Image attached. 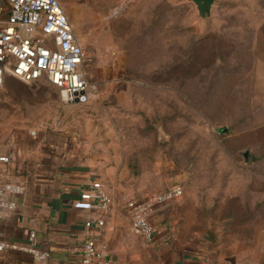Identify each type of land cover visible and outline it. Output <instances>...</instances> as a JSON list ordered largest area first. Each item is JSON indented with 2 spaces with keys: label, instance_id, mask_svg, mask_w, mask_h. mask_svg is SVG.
<instances>
[{
  "label": "rangeland",
  "instance_id": "rangeland-1",
  "mask_svg": "<svg viewBox=\"0 0 264 264\" xmlns=\"http://www.w3.org/2000/svg\"><path fill=\"white\" fill-rule=\"evenodd\" d=\"M60 1L97 81L69 118L89 116L117 144L123 223L128 200L178 183L182 195L157 208L168 243L213 264H264V0H214L206 18L192 0ZM31 84L0 86V151L40 113L60 123L66 102Z\"/></svg>",
  "mask_w": 264,
  "mask_h": 264
},
{
  "label": "crops",
  "instance_id": "crops-1",
  "mask_svg": "<svg viewBox=\"0 0 264 264\" xmlns=\"http://www.w3.org/2000/svg\"><path fill=\"white\" fill-rule=\"evenodd\" d=\"M42 82L60 98L58 87L47 79L32 83L40 89ZM27 84L29 88L33 86ZM23 92L22 99L27 98V91ZM83 101L63 103L66 109L60 123H55L57 117L50 119L47 111L40 113L33 128L18 130L9 135L7 142L1 143L0 153L8 155L9 160L0 161V185L20 183L24 191L1 193L4 200L15 201L16 207L0 217V239L24 243L28 232L34 230L39 243L50 252V264H81V245L92 230L85 225L88 210L73 205L80 192L93 179L100 178L106 190L115 194L111 187L116 183L113 179L120 164L110 152L117 150V144L104 143L100 131L89 123V116L72 117L74 121L69 118L70 108ZM111 198L105 214L107 224L102 230L111 264H213L200 248L165 240L163 225L159 224L163 210L151 215L155 240L146 245L131 230L130 223H123L116 197ZM0 264H34V261L27 251L5 248L0 252Z\"/></svg>",
  "mask_w": 264,
  "mask_h": 264
},
{
  "label": "built area",
  "instance_id": "built-area-1",
  "mask_svg": "<svg viewBox=\"0 0 264 264\" xmlns=\"http://www.w3.org/2000/svg\"><path fill=\"white\" fill-rule=\"evenodd\" d=\"M83 61V47L60 0H0V86L7 75L27 83L45 78L58 87L63 102L83 101L95 88ZM8 160V155L0 154V161ZM23 191L20 183L0 185V217L16 207L15 201L4 200L1 193ZM182 192V185L174 183L152 198L128 200L131 230L152 243L155 227L151 215ZM111 202L100 178L93 179L73 202L88 210L85 225L92 230L81 245V264H111L109 247L102 238ZM5 248L31 253L34 264H50V252L39 243L34 230L28 232L24 243L0 239V252Z\"/></svg>",
  "mask_w": 264,
  "mask_h": 264
},
{
  "label": "water",
  "instance_id": "water-1",
  "mask_svg": "<svg viewBox=\"0 0 264 264\" xmlns=\"http://www.w3.org/2000/svg\"><path fill=\"white\" fill-rule=\"evenodd\" d=\"M195 5L199 15L202 18H206L210 15L211 6L214 0H192Z\"/></svg>",
  "mask_w": 264,
  "mask_h": 264
}]
</instances>
